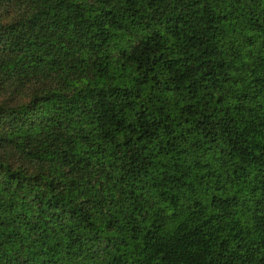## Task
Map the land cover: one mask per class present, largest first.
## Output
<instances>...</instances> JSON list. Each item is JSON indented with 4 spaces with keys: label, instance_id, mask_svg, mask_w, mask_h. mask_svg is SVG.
Instances as JSON below:
<instances>
[{
    "label": "trees",
    "instance_id": "1",
    "mask_svg": "<svg viewBox=\"0 0 264 264\" xmlns=\"http://www.w3.org/2000/svg\"><path fill=\"white\" fill-rule=\"evenodd\" d=\"M0 264H264V0H0Z\"/></svg>",
    "mask_w": 264,
    "mask_h": 264
}]
</instances>
